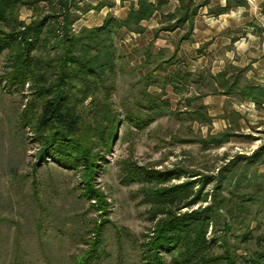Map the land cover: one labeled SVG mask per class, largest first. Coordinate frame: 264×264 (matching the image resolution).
<instances>
[{"label":"rangeland","instance_id":"obj_1","mask_svg":"<svg viewBox=\"0 0 264 264\" xmlns=\"http://www.w3.org/2000/svg\"><path fill=\"white\" fill-rule=\"evenodd\" d=\"M200 1L195 0L196 3ZM241 1L249 2L255 8H260L262 2ZM45 6L44 3L40 4L43 15L50 11ZM178 7L179 0H167L164 14H171ZM103 12L100 9L91 10L81 15L77 11L81 16L75 24L76 32L79 27L99 25L107 16ZM18 14L19 20L25 23L35 17L30 7L21 8ZM154 17L157 29L162 16L156 14ZM203 18L208 23L211 20L209 15ZM186 30V27L177 29L166 37H160L161 33L164 34L161 32L158 39L155 37V41L149 43L153 53L161 54L158 63L165 69V72L156 71L149 84L146 75L154 65H146L142 59L144 49L148 46L132 48L126 33L116 34L120 58L110 99L111 109L120 124L111 151L105 155V161L100 164L93 181L94 188L104 197L105 216H100L94 201L84 196L80 171L65 170L48 158L39 157V145L32 131L22 126L21 114L30 100L27 87L23 90L9 89L0 80V264H77L78 258L92 249L93 229L100 223L103 226L99 244L89 264H141L142 245L153 223L149 205L143 203L140 189L144 184L127 185L122 182L124 163L149 170L177 168L184 173L195 172L199 174V182L194 191L206 179L209 180L202 195L212 193L220 174L226 177L222 183L224 196L229 194L239 179L242 182L238 191L244 194L252 193L255 189L247 187V181L255 186L260 185V192L255 202L250 204L247 218L242 217L240 221L233 222L229 241L238 248L237 253L240 255L257 249L256 239L264 247V154L257 157L259 149L264 148V108L257 105L244 107L241 115L229 118L230 123L237 120V124H231V129L223 126V121L226 122L228 118L226 114L210 117L215 120V125H212V120L209 123L194 121L195 111L209 115L207 111H214L216 107L210 102L212 93L209 82L205 81L204 87L199 90L191 83L181 94L174 93L171 86L164 85V77L175 70L202 67L205 75H210L214 57L210 34H199L201 44L195 49L192 33L188 40L179 42ZM198 49L200 54L196 52ZM33 55L38 56L37 46ZM5 67L4 56L1 55L0 77ZM199 72L196 69L194 73ZM198 93L202 96L188 105L185 99L191 95L197 97ZM207 93H211L208 95L210 97L205 96ZM101 99L102 94L99 95V102ZM148 101H153L157 106L167 103L163 107L166 112L154 117L145 128L139 130L126 120V116L131 113L144 119V113L148 114ZM204 101L208 102L206 106ZM200 105L203 109L198 108ZM81 111L91 119L92 110L88 102ZM226 130L234 134L228 142L219 146L206 142L209 136ZM186 179L194 178L186 174L178 181L168 182L167 186ZM209 203L211 200L208 196L206 203H199L193 209ZM188 210L182 209L180 213ZM114 227L121 231L117 233ZM218 227L222 228L221 225ZM247 228L248 239L241 241L240 236ZM217 235H220L219 231ZM207 236L208 239L212 236L210 229ZM221 251L222 244L218 242L212 253Z\"/></svg>","mask_w":264,"mask_h":264},{"label":"trees","instance_id":"obj_2","mask_svg":"<svg viewBox=\"0 0 264 264\" xmlns=\"http://www.w3.org/2000/svg\"><path fill=\"white\" fill-rule=\"evenodd\" d=\"M79 1L82 0H0V56H4L6 66L0 80L9 89L23 90L27 87L30 100L21 114L22 126L32 131L39 145V157L48 158L65 170L80 171L84 196L94 201L100 216H105L104 197L94 188L93 181L100 164L105 161V155L111 151L120 124L111 109L110 99L120 58L116 34L141 35L144 32L142 23L161 14L162 22L154 30V38L161 32H174L186 27L179 42L186 41L192 33L198 11L208 6L209 0L198 3L195 0H179V7L171 14H164L167 0H156L154 3L137 0L135 5L131 3L123 20L108 14L100 26L83 27L75 32L73 25L82 14L90 9L99 10L105 5L103 1L95 7L80 8ZM238 2L243 3L241 0ZM42 3L46 9H50L44 15L40 7ZM23 7H30L35 15L29 23L19 20L18 13ZM227 8L228 5L224 10ZM260 10L264 13V0ZM36 46L38 56L33 55ZM147 46L143 52L144 63L154 65L146 75L149 84L156 71L165 72V69L158 63L161 54L153 53L151 44ZM226 76L227 71L211 76L203 71L190 73L175 70L164 77V85L171 86L174 93L181 94L191 83L199 90L208 81L212 94H228L236 87L241 99H249L256 105L264 101V87L240 86L237 77L229 80ZM100 94L102 99L99 102ZM200 96L199 93L197 97L191 95L185 101L189 105ZM87 102L92 110L90 120L81 111ZM166 104L157 106L153 101H148V114L144 113V119L130 113L126 120L142 130L154 117L166 112L163 108ZM198 108L203 109L202 105ZM193 120L199 123L211 121L206 113L199 110L195 111ZM233 135L226 130L209 136L206 142L219 146L228 142ZM262 154L264 148L259 149L257 157ZM122 174L124 184H144L140 190L143 203L149 205L153 223L142 245L141 264H238L239 261L242 264H264V247L259 245V239H256L257 249L244 255L238 254V248L229 241L233 222L247 218L250 204L255 202L260 192V185L255 186L247 181L246 186L255 189L252 193L244 194L238 191L242 182L239 179L229 194L224 196L222 183L226 177L220 174L212 193L202 195L209 180L206 179L194 191L199 182V174L195 172L184 173L177 168L149 170L124 163ZM186 174H191L194 179L167 186L168 182L178 181ZM208 196L211 203L193 209L199 203H206ZM182 209L189 210L180 213ZM220 225L221 229L218 227ZM102 226L100 223L94 227L92 249L85 251L77 264H89L99 244ZM114 229L117 233L121 231L118 227ZM209 229L212 233L210 239L207 236ZM218 231L220 235H217ZM248 235L247 228L240 236L241 241L248 239ZM218 242L222 244V251L214 254L212 249Z\"/></svg>","mask_w":264,"mask_h":264},{"label":"crops","instance_id":"obj_3","mask_svg":"<svg viewBox=\"0 0 264 264\" xmlns=\"http://www.w3.org/2000/svg\"><path fill=\"white\" fill-rule=\"evenodd\" d=\"M103 1L105 5L100 8V11H104L103 14L105 16L111 14L115 19L123 20L129 11L131 3L135 5L137 0H82L78 2V6L80 8L84 6L95 7V5ZM148 1L155 2V0ZM238 3V0H216L215 2L212 0L208 6L199 10L191 37L195 42V49H197L198 45L201 44L200 37H198L199 34H210L209 40L211 41V48L214 50L212 51L214 57L211 62V76L227 71L226 79L230 80L237 77L240 86L250 85L252 87L262 88L264 87V13L260 12V8H255L254 4V7H251L249 2ZM226 5H228V8L224 10ZM91 10L93 9L89 11ZM204 15L211 17L209 23L203 18ZM155 18L152 17L149 21L142 23L144 32L141 35L133 33L126 34L132 43V48H143L150 42L155 41V39H158H154L152 32L157 27ZM78 22L79 20L75 24ZM102 23L95 27L100 26ZM75 24L73 25V29L76 32ZM81 28L79 27L78 29L80 30ZM85 28L93 27L86 26ZM172 33L164 32V34L161 33L159 36L166 37ZM203 41L206 40L204 39ZM196 52L201 53L200 49ZM142 59L144 60L143 57ZM196 69L202 71V67L188 68L186 71L194 73ZM238 70H242V72L239 73ZM213 86L216 87L215 82H213ZM208 95L206 94L205 96L210 97ZM211 95L210 102L216 107L214 111L210 112L206 108L208 110V116L215 118L219 114H226L228 118L226 122L223 121V126L227 129H231L232 123L237 124V120L233 122L231 119L232 123L228 122L229 118L235 115H241L244 107L251 108V106L255 107L256 105L249 99H241L238 96L236 87L228 94ZM207 103V101H204V106ZM257 106L264 108V101ZM245 110L249 111L248 109ZM211 120L212 125H215V120ZM238 125L240 126V123Z\"/></svg>","mask_w":264,"mask_h":264}]
</instances>
